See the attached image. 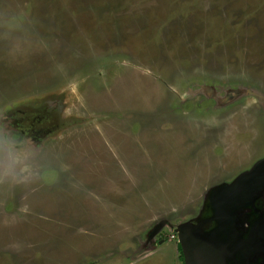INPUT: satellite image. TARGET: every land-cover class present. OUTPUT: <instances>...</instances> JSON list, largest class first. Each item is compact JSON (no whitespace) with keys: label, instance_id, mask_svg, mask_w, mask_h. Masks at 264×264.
I'll return each instance as SVG.
<instances>
[{"label":"rangeland","instance_id":"1","mask_svg":"<svg viewBox=\"0 0 264 264\" xmlns=\"http://www.w3.org/2000/svg\"><path fill=\"white\" fill-rule=\"evenodd\" d=\"M263 158L264 0H0V264H264Z\"/></svg>","mask_w":264,"mask_h":264},{"label":"water","instance_id":"2","mask_svg":"<svg viewBox=\"0 0 264 264\" xmlns=\"http://www.w3.org/2000/svg\"><path fill=\"white\" fill-rule=\"evenodd\" d=\"M262 160L264 161V159H261L259 161ZM256 166L259 165L256 164ZM260 178L261 180H264V172L261 173ZM204 222L205 221H201L197 223V225L195 224L192 226H186L187 228L179 227V229L177 230L178 245L180 246L183 255L184 264H223L220 251L204 245L198 238H196V234L204 225ZM159 226L162 227L163 224L161 223L159 224ZM160 227H158L157 225V228L152 234H155L158 229H160ZM255 232L257 235L260 234V231L258 230H256Z\"/></svg>","mask_w":264,"mask_h":264},{"label":"flooded vegetation","instance_id":"3","mask_svg":"<svg viewBox=\"0 0 264 264\" xmlns=\"http://www.w3.org/2000/svg\"><path fill=\"white\" fill-rule=\"evenodd\" d=\"M264 159V158H263ZM257 163V162H256ZM255 163V164H256ZM254 164V165H255ZM253 165V166H254ZM252 166V167H253ZM251 167V168H252ZM247 171V170H246ZM246 171H244L243 173H245ZM242 173V174H243ZM239 175H241V174H239ZM239 175H237V176H235L234 178H232L230 181H228V183H231L232 181H234ZM221 184H223V183H220V185ZM219 186V185H218ZM257 200L259 201L258 203H260L259 205H257V208H260L261 209V212L262 211H264V190H263V192H262V194L257 198ZM202 208V207H201ZM259 223H262V227H259L260 228V232L262 233V234H264V215H263V217H260V221H259ZM261 255H262V253H261ZM261 255H259V256H261ZM183 256V255H182ZM260 260H262L263 262H264V256H262V259H260ZM261 261V262H262ZM183 262V264H184V260L182 261ZM260 264H262V263H260Z\"/></svg>","mask_w":264,"mask_h":264},{"label":"trees","instance_id":"4","mask_svg":"<svg viewBox=\"0 0 264 264\" xmlns=\"http://www.w3.org/2000/svg\"><path fill=\"white\" fill-rule=\"evenodd\" d=\"M177 250L180 252V256H179L180 261H183V256L181 255V249L179 245H177Z\"/></svg>","mask_w":264,"mask_h":264},{"label":"crops","instance_id":"5","mask_svg":"<svg viewBox=\"0 0 264 264\" xmlns=\"http://www.w3.org/2000/svg\"><path fill=\"white\" fill-rule=\"evenodd\" d=\"M160 243V242H159Z\"/></svg>","mask_w":264,"mask_h":264}]
</instances>
